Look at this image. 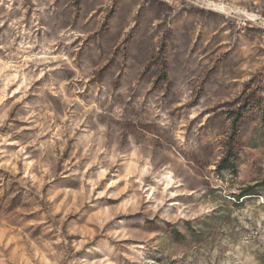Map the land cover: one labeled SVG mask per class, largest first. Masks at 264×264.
Here are the masks:
<instances>
[{
	"label": "rangeland",
	"instance_id": "obj_1",
	"mask_svg": "<svg viewBox=\"0 0 264 264\" xmlns=\"http://www.w3.org/2000/svg\"><path fill=\"white\" fill-rule=\"evenodd\" d=\"M0 264H264V0H0Z\"/></svg>",
	"mask_w": 264,
	"mask_h": 264
},
{
	"label": "trees",
	"instance_id": "obj_2",
	"mask_svg": "<svg viewBox=\"0 0 264 264\" xmlns=\"http://www.w3.org/2000/svg\"><path fill=\"white\" fill-rule=\"evenodd\" d=\"M162 55V54H161ZM162 70H161V76L160 80L165 81L167 79V71H166V61L164 57L162 56ZM242 118L241 114H236L234 117L231 116L229 117L230 119V135L228 138V143H227V151L225 156L221 159L220 165L218 166V170H228L232 169L235 171V160L233 156L231 155V151L233 148V145L235 144V136L237 134V128L238 124Z\"/></svg>",
	"mask_w": 264,
	"mask_h": 264
}]
</instances>
